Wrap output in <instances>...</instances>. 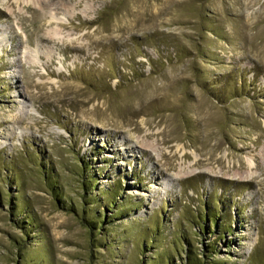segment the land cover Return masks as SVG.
Here are the masks:
<instances>
[{"label":"rangeland","instance_id":"1","mask_svg":"<svg viewBox=\"0 0 264 264\" xmlns=\"http://www.w3.org/2000/svg\"><path fill=\"white\" fill-rule=\"evenodd\" d=\"M0 264H264V0H0Z\"/></svg>","mask_w":264,"mask_h":264},{"label":"bare ground","instance_id":"2","mask_svg":"<svg viewBox=\"0 0 264 264\" xmlns=\"http://www.w3.org/2000/svg\"><path fill=\"white\" fill-rule=\"evenodd\" d=\"M23 1V0H22ZM39 1H41V0H39ZM24 2H27V0L25 1L24 0ZM51 4V3H50ZM50 36L51 37H55V38H58V39H60V36H59V32H57V31H52V33H50ZM145 147H149V148H151V149H154V144H153V142L152 143H147V144H143ZM249 164H250V166H252V165H254V162L252 161V162H249ZM256 165V164H255ZM248 172V171H247ZM253 173L252 172H248V173H246L245 175H242V176H240V177H242V178H244V179H248V178H251L253 175H252ZM235 177H236V175H235Z\"/></svg>","mask_w":264,"mask_h":264}]
</instances>
